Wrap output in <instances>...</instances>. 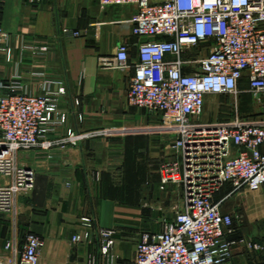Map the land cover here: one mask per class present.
I'll return each instance as SVG.
<instances>
[{
    "label": "built area",
    "instance_id": "obj_1",
    "mask_svg": "<svg viewBox=\"0 0 264 264\" xmlns=\"http://www.w3.org/2000/svg\"><path fill=\"white\" fill-rule=\"evenodd\" d=\"M100 4L135 8L132 33L142 42L127 100L131 107L159 117L158 130L172 138L176 160L161 168V189L170 184L183 187V210L171 222L163 220L160 230L143 234L126 264H231L227 236L234 217L224 212V204L264 188V111L261 120L217 124L201 120L209 96L237 95L243 82L264 96V0H100ZM63 33L80 35L68 29ZM6 37L0 26V44ZM0 53L11 62V48H0ZM108 65L127 69L128 47L119 46ZM65 92L0 95V216H11L15 226L19 199L34 189L36 180L35 170L21 164L19 154L41 150L52 158L56 150L78 147L89 138L74 129L51 137L67 123L60 108ZM227 186L229 194L218 200ZM83 221L88 229L73 237L74 244L94 240L91 221ZM98 235L102 239L98 264H116L114 232ZM44 245L35 234L21 242L15 228L0 253V264H40Z\"/></svg>",
    "mask_w": 264,
    "mask_h": 264
},
{
    "label": "crops",
    "instance_id": "obj_2",
    "mask_svg": "<svg viewBox=\"0 0 264 264\" xmlns=\"http://www.w3.org/2000/svg\"><path fill=\"white\" fill-rule=\"evenodd\" d=\"M134 13L132 6L104 7L100 0H4L0 6L7 36L0 48L13 52L11 62L0 53V86H6L0 95L65 89L60 108L67 123L51 137L67 129L89 135L52 158L41 150L19 154L21 164L35 170V186L19 199L16 226L11 216H0V253L16 228L21 242L28 234L44 241L40 264H98V234L113 231L116 264L129 262L122 234L148 222L138 192L158 187V170L174 159L171 138L158 130L161 121L127 100L142 42L132 33ZM121 45L130 56L125 70L108 65ZM229 191L225 187L217 199ZM232 199L224 204L228 214ZM180 203L184 208L183 198ZM86 219L94 240L74 244L73 237L88 229ZM253 226L236 224L227 236L231 264H264V250L254 247L264 248V236Z\"/></svg>",
    "mask_w": 264,
    "mask_h": 264
},
{
    "label": "rangeland",
    "instance_id": "obj_3",
    "mask_svg": "<svg viewBox=\"0 0 264 264\" xmlns=\"http://www.w3.org/2000/svg\"><path fill=\"white\" fill-rule=\"evenodd\" d=\"M200 51L205 54L207 50L201 49ZM263 105L264 96L251 92L245 82L241 85L237 95L209 96L206 100L205 111L201 121L207 124H217L236 120H261L264 111ZM153 117L160 120L159 117ZM159 176H161L160 173ZM145 189L146 187H144L142 192H138L137 196L139 202L147 205L144 210L148 222H144L135 229L128 230L127 234H122L123 237L121 238L126 245L129 261L133 259L135 248L141 241L143 234L160 230L163 220L171 222L176 214L183 210V208H177L183 198V187L180 184H170L162 190L160 182L158 187L154 186V189L150 192L145 193ZM223 194L222 192L220 193L219 199L223 197ZM232 210H234L233 214L231 213L234 217L233 227L236 224H245L252 221L253 227L258 228L259 234L264 236V188L259 193H249L229 201V212ZM224 212H227L226 208ZM125 261L128 262L127 260Z\"/></svg>",
    "mask_w": 264,
    "mask_h": 264
},
{
    "label": "trees",
    "instance_id": "obj_4",
    "mask_svg": "<svg viewBox=\"0 0 264 264\" xmlns=\"http://www.w3.org/2000/svg\"><path fill=\"white\" fill-rule=\"evenodd\" d=\"M243 83H245V82H243Z\"/></svg>",
    "mask_w": 264,
    "mask_h": 264
}]
</instances>
